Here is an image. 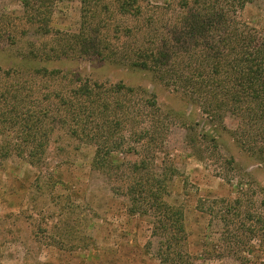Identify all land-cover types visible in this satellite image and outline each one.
I'll return each instance as SVG.
<instances>
[{
    "label": "trees",
    "instance_id": "16d2710c",
    "mask_svg": "<svg viewBox=\"0 0 264 264\" xmlns=\"http://www.w3.org/2000/svg\"><path fill=\"white\" fill-rule=\"evenodd\" d=\"M148 1L80 0L76 31L52 27L55 0H20L25 26L15 34L8 16L0 13V41L7 39L15 47L27 39L24 47L9 54L10 65H0V150L5 156L13 150L39 165L55 129H68L96 146L94 168L122 174L123 183L115 190L128 199L131 215L151 218L161 263L193 264L185 248L184 209L166 199L177 169L165 160L156 164L158 126L151 118L158 116L161 123L166 119L156 97L140 94L138 86L107 83L49 65L97 58L147 71L218 121V135L199 133L204 145L218 148L219 138L228 131L227 114L236 116L239 124L229 132L239 153L264 170V32L238 17L253 0H178L179 14L167 19L159 14L170 3L146 13ZM36 36L47 39L38 42ZM38 78L47 80L45 93L39 95L33 89ZM115 152L140 158L124 166L115 163ZM227 162L241 176L239 188L251 186L246 177L250 173L242 171L239 158L230 156ZM247 220V230L260 240L264 214L248 213ZM256 262L264 264V256Z\"/></svg>",
    "mask_w": 264,
    "mask_h": 264
},
{
    "label": "rangeland",
    "instance_id": "374dc122",
    "mask_svg": "<svg viewBox=\"0 0 264 264\" xmlns=\"http://www.w3.org/2000/svg\"><path fill=\"white\" fill-rule=\"evenodd\" d=\"M167 3L170 6L159 15L175 18L178 0H149L146 13ZM0 13L8 16L11 33L25 26L20 0H0ZM238 17L264 32V0L247 3ZM79 22L80 0H55L52 27L76 31ZM32 32L30 39L35 37ZM36 38L38 42L47 39ZM25 42L27 39L20 40L12 47L9 40L0 41V65H10L9 54ZM49 67L76 70L107 83L138 86L143 91L140 94L156 97L166 118L162 123L158 116L151 118L158 126L156 164L165 160L177 169L166 199L184 209L185 248L193 264H254L262 259L264 234L260 240L253 238L247 219L248 213L264 214V170L239 153L229 132L239 124L236 116L227 114L228 131L219 138L218 148L209 147L198 135L204 131L218 135V121L193 100L156 82L151 73L97 58L55 61ZM45 83L47 80L36 79L33 89L37 95L45 93ZM2 139L0 134V144ZM3 151L0 264H163L156 254V239L151 237V218L131 215L128 199L115 190L123 183L122 174L93 167L96 146L58 126L39 165L30 164L13 150L8 156ZM112 155L116 164L124 166L140 158L126 152ZM230 156L238 157L242 171L250 173L246 177L251 186L247 183L239 188L241 176L228 164ZM150 239L151 246L147 244Z\"/></svg>",
    "mask_w": 264,
    "mask_h": 264
}]
</instances>
